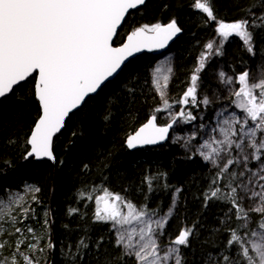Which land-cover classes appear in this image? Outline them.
Returning a JSON list of instances; mask_svg holds the SVG:
<instances>
[{
	"label": "snow or ice",
	"instance_id": "1",
	"mask_svg": "<svg viewBox=\"0 0 264 264\" xmlns=\"http://www.w3.org/2000/svg\"><path fill=\"white\" fill-rule=\"evenodd\" d=\"M146 3L147 0H0V98L6 99L28 78L34 79L31 95L37 114L21 145L24 161L46 158L55 164L53 139L65 127L70 114L122 70L129 57L145 49H164L183 31L173 16L168 23L135 27L120 46H113L130 10H139ZM192 6L206 15L203 26L216 24L219 39L204 45L205 52L197 61L190 86L178 100L170 101L167 96L169 76L163 77L162 86L157 79L160 68L154 69L152 84L163 108L157 107L145 123L126 137L130 150L164 142L177 125L197 120L191 111H184V106L198 108L212 103L207 94L202 99L199 96L201 73L211 59L224 55V45L231 37L239 38L250 56L256 55V31H261L264 39V0H252L243 9L245 15L234 22L219 19L212 0H195ZM177 7H183L181 0H177ZM163 8L168 9L169 5L165 3ZM254 8L262 10L257 13ZM258 71L264 74V66ZM168 72H172L171 67ZM215 75L221 85H239L231 94L242 116L233 113L231 118L219 120L212 129L218 135L209 133L196 147L194 154L211 168L210 176L205 178L207 186L193 195L194 201L202 197L203 203L191 223L187 197L183 198L185 207L181 209L183 188L170 185L167 172L146 170L138 185H130L123 192L104 186L106 176L100 185L92 184L91 190L82 179L77 200L94 201L91 223L86 221L87 212L68 207L66 216L78 215L83 224L75 228L62 224L64 234L57 243L53 239L50 208L43 212L42 228L28 222L37 219L33 205L42 201L37 195L41 188L26 182L22 190L26 195L10 189L0 193V264H55L53 257L58 246L61 264H264V75L253 81L248 67L235 76L223 70ZM127 93L134 95V86L127 87ZM177 104L180 111L172 112ZM162 111L170 118L163 126L157 123V114ZM111 115L107 111L103 119L108 122ZM129 118H134L131 109ZM199 127L203 129L205 125L201 123ZM197 136L194 129L190 135L177 134L173 143L183 140L181 147L188 150ZM16 143L10 139L5 146ZM4 164L6 168L0 175L14 166L10 159ZM88 168L84 164L83 169ZM94 190L102 194L93 196ZM161 191H171L167 210L162 200L151 207L152 198ZM246 202L250 204L246 206ZM217 203L227 206L226 210H219L223 215L216 217L218 223H203L207 219L203 213ZM88 206L85 203V208ZM173 219L182 225L178 234H174L175 229L168 231ZM97 224L109 227L106 234L94 238L91 233ZM202 232L207 233L203 238ZM75 233L80 235L73 241Z\"/></svg>",
	"mask_w": 264,
	"mask_h": 264
},
{
	"label": "trees",
	"instance_id": "2",
	"mask_svg": "<svg viewBox=\"0 0 264 264\" xmlns=\"http://www.w3.org/2000/svg\"><path fill=\"white\" fill-rule=\"evenodd\" d=\"M181 2L182 8L177 7V0L148 2L143 8L130 13L114 42V45H119L135 27L155 22L164 23L170 21L173 16L177 18L183 31L167 50L173 56L171 68L174 72L168 83L170 101L178 100L190 86V78L197 67V61L201 53L205 52L204 45L209 40H218L215 33L216 24L213 22L203 26L207 17L192 6L195 0H181ZM212 2L219 19L234 22L245 15L243 9L252 3V0H212ZM165 3L169 5L168 9L163 8ZM261 10L253 9L257 13ZM261 37L262 32L256 31L255 56H250L246 52L239 38L235 37L232 42H227L223 49L224 55L211 59L202 71L203 83L207 79L205 70L216 61L221 65L222 70L232 76L243 72L246 67L253 69L261 60L264 61V56L261 55L264 52V39ZM161 54L163 53L143 54L129 62L113 81L103 86L96 96L87 99L79 110L70 115L63 130L53 140V150L57 158L55 164L22 159L21 145L29 134L37 114V106L31 95L34 90V79H27L13 94L0 100V171L6 168L4 164L6 159H10L14 165L0 175V193H3L4 189L22 192L26 182L40 187L41 192L37 195L42 203L33 205L36 208L37 219L28 222L37 227L39 219H44L45 208H50L54 220L53 239L57 243L64 234L62 224L69 223L74 228L78 224H83L78 215L72 218L66 216L68 207H78L81 212H87L86 221L91 223L93 213L91 207L94 201L78 203L77 200V190L82 188V179L87 181L91 190L92 184L100 185L103 177L106 176L108 180L103 181L104 186H109L115 192H123L130 185H138L146 170L153 173L164 171L168 173L167 182L170 185L183 188L181 209L185 207L183 198L187 197V209L191 213L188 223L196 218L197 212L201 209L203 198L194 201L193 195L198 191L202 192L207 186L208 179L205 178L210 176L211 166L198 155L188 154L177 144L169 141L162 146L135 151H128L125 147L126 137L145 123L157 107H163L152 84L153 71L157 68V56ZM126 86H134V95L127 93ZM174 107L179 109L180 106L177 104ZM130 109L134 118H129ZM188 109L187 105L186 113ZM107 111L112 113L108 122L103 119ZM191 112L196 115L198 111ZM157 115V123L165 125L166 123H162L160 113ZM73 132L76 133L75 136L72 135ZM10 139H15L17 143L6 147V141ZM84 164L89 165L88 170L83 169ZM99 194H101L99 190L92 191L93 196ZM140 199L142 200V197ZM161 200L164 210H167L171 201V191L167 194L161 191L159 195L154 196L151 207H155ZM85 203L89 205L87 208ZM248 204L250 202H246V205ZM226 207L219 203L210 205L209 210L203 213L207 219L202 222L216 225L218 223L216 217L223 215L219 210H226ZM180 226L182 225L173 219L168 225V231L175 229L174 234H178ZM108 227L107 224H97L91 235L94 238L104 235ZM206 234L202 232L201 237ZM78 235L80 233L73 234L72 240L75 241ZM224 239H227L226 235ZM58 252L59 246L57 254L53 257L55 264H61L62 257Z\"/></svg>",
	"mask_w": 264,
	"mask_h": 264
},
{
	"label": "rangeland",
	"instance_id": "3",
	"mask_svg": "<svg viewBox=\"0 0 264 264\" xmlns=\"http://www.w3.org/2000/svg\"><path fill=\"white\" fill-rule=\"evenodd\" d=\"M235 36L231 37L228 42H232L234 40ZM219 39V38H218ZM227 43V42H226ZM160 53H163L161 55H158L157 58V67L160 68V72L157 73V79L159 83L163 86L164 80L163 77L165 75L169 76V80L173 77L174 72L171 73L168 72V68L172 67L173 63V56L167 51H162ZM158 53V54H160ZM264 66V61L261 60L258 64L254 66L251 70V79L253 81L257 80L258 78H261V75H264L260 73L258 70ZM222 70L221 65L216 61L214 64L209 67L207 70H205V76L206 80L203 83L202 87L199 89V96L202 99L205 94L209 96L212 103L208 106L200 105L199 108L193 107L191 105L189 106V110H196L198 111L196 116L197 120L193 121L191 124H181L177 125L174 129L171 130L169 142L172 144H177L179 147L183 144V140H181L179 143H173V138L178 134L181 137L185 136L186 134H191L193 130L195 129L198 133L197 139L192 142V146L190 149L185 150V148L181 147L185 152L188 154H194L196 151V147L202 142L203 139H206L208 137V134L211 133L212 135H218V133H212V129L216 127L217 122L223 118H231L232 114L235 113L237 117L242 116V113L240 109H238L233 101L235 100V97L231 94L232 91L238 90L239 85L233 84L231 86H224L221 85L218 82V79L216 77V73L218 71ZM225 71V70H223ZM226 72V71H225ZM228 73V72H226ZM211 82V83H210ZM208 85H211V88L208 87ZM167 96L170 100L169 92H168V86H167ZM157 92V91H156ZM159 95V94H158ZM160 98V96H159ZM161 101V99H159ZM162 103V101H161ZM186 106H184V111L186 112ZM163 108V107H162ZM172 112H178L180 111L176 107H173L171 110ZM223 112V117L217 115L218 113ZM203 117V119H201ZM160 118L162 120V123H167L170 121L169 115L167 112L162 111L160 113ZM203 123L205 125V128L201 129L199 126ZM198 155V154H196ZM199 156V155H198ZM200 157V156H199ZM201 158V157H200ZM202 159V158H201ZM252 167H255V164L251 165ZM23 191L21 192V195H23ZM102 194V192H101ZM248 206V205H246ZM95 205L92 204V212H94ZM43 226V218L39 219V225L36 228H42Z\"/></svg>",
	"mask_w": 264,
	"mask_h": 264
},
{
	"label": "water",
	"instance_id": "4",
	"mask_svg": "<svg viewBox=\"0 0 264 264\" xmlns=\"http://www.w3.org/2000/svg\"><path fill=\"white\" fill-rule=\"evenodd\" d=\"M150 1H152V0H147V3L148 2H150ZM146 3V4H147ZM144 6H141L139 9H141V8H143ZM133 11H136V10H130V13L131 12H133ZM128 16V15H127ZM127 18V17H126ZM169 21H167V22H164V23H168ZM124 23V22H123ZM123 23H122V25H123ZM122 25L119 27V29H118V32H119V30H120V28L122 27ZM133 31V30H132ZM131 32V31H130ZM129 32V33H130ZM128 33V34H129ZM182 33V32H181ZM181 33L180 34H178V36L177 37H175V38H173V40L172 41H170L169 43H168V45L164 48V49H161V50H154V51H148V50H143V51H141V52H139V53H135L132 57H129L128 58V60L127 61H125V63H124V65L122 66V69L129 63V62H131L132 60H134L135 58H137V57H139V56H141V55H143V54H153V53H155V52H161V51H166V50H168V48L181 36ZM127 34V35H128ZM127 35L124 37V39H123V41L121 42V44L126 40V38H127ZM116 38V37H115ZM115 38H114V40H115ZM121 44H119V45H113V46H120ZM121 71L122 70H120L117 74H115L113 77H111V78H109V80L108 81H106L105 82V85L107 84V83H109V82H111V81H113L120 73H121ZM29 79V78H28ZM24 82H22L21 84H23ZM100 90H98V92H99ZM97 92V93H98ZM97 93H93V94H90V96H89V98H91V97H94V96H96V94ZM89 98H87V99H89ZM2 99H4V98H0V100H2ZM80 109V108H79ZM78 109V110H79ZM77 110H75L73 113H75ZM72 113V114H73ZM72 114H70V115H72ZM68 120V118L66 119V121ZM169 123V122H168ZM167 124V123H166ZM165 124V125H166ZM161 126H163V125H161ZM63 130V129H62ZM61 130V131H62ZM170 133H171V130H170ZM170 133H169V138H170ZM60 133H58L57 135H59ZM132 134V133H131ZM56 135V136H57ZM55 136V137H56ZM54 137V138H55ZM169 138L166 140V141H164V142H161V143H158V144H156V145H148V146H143V147H138V148H136V149H128L127 148V146H126V144H125V147H126V149L128 150V151H135V150H139V149H143V148H146V147H150V148H152V147H158V146H162V145H164V144H166L168 141H169ZM54 140V139H53ZM30 159H33L34 161H36V162H41V161H48V162H51V161H49V160H47L46 158H44V159H41V160H35L34 158H30ZM52 163V162H51Z\"/></svg>",
	"mask_w": 264,
	"mask_h": 264
},
{
	"label": "flooded vegetation",
	"instance_id": "5",
	"mask_svg": "<svg viewBox=\"0 0 264 264\" xmlns=\"http://www.w3.org/2000/svg\"><path fill=\"white\" fill-rule=\"evenodd\" d=\"M134 12V11H133ZM132 13V12H131ZM129 16V15H128ZM128 16H127V18H128ZM127 18H126V20H127ZM125 23V22H124Z\"/></svg>",
	"mask_w": 264,
	"mask_h": 264
}]
</instances>
